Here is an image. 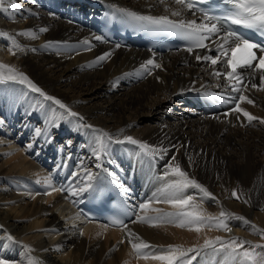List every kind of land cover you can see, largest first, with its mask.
Returning a JSON list of instances; mask_svg holds the SVG:
<instances>
[{
    "label": "bare ground",
    "instance_id": "bare-ground-1",
    "mask_svg": "<svg viewBox=\"0 0 264 264\" xmlns=\"http://www.w3.org/2000/svg\"><path fill=\"white\" fill-rule=\"evenodd\" d=\"M102 1L179 20L199 23L202 18L175 0ZM177 10L181 15L172 16ZM100 14L95 0H2L0 4V32L5 33L0 36V63L22 72L43 92L83 117L81 121L67 116L64 109L18 80L0 83V258L12 264H28L30 257L41 264H165L151 255L145 259L147 250L137 255L121 226L87 217L80 204L88 193L65 199L66 192L47 189L44 178L49 175L60 188L74 183V171L101 170L92 154L101 134L97 130L116 138L118 130L124 129L120 139L128 135L167 149L163 159L149 167L148 163H136V145L110 143L103 166L132 189L128 195L132 204L145 202L163 187L167 182L163 178L165 165L174 156L189 178L215 197L201 199L198 190L187 191L204 215L218 217L224 211L250 222L228 219L230 231L213 225L196 232L175 223L133 224V216L126 224L143 241L157 249L169 244L187 248L216 236L264 244V237L252 227L264 229V124H248L242 112H231L234 103L218 98L238 94L231 92L223 76L212 75L210 61L195 59L197 54L218 55L212 42L208 41L211 51H149L107 39L97 25ZM41 28L47 31L40 32ZM28 30L36 35H21ZM9 36L15 38L19 49L13 47ZM98 36L102 39H95ZM86 40L88 45L83 43ZM104 53L111 55L93 63ZM149 59L161 67L141 69ZM214 67L221 72L229 70L220 62ZM254 82L259 85V75ZM244 94L254 103L241 102V108L264 118V90L251 89L249 84ZM45 127L50 143L35 137V129ZM234 189L239 199L231 195ZM153 207L174 211L169 204ZM9 234L18 243L8 241ZM23 245L32 251L28 253ZM152 254L159 252L153 249ZM224 260L223 253L207 250L193 264H221Z\"/></svg>",
    "mask_w": 264,
    "mask_h": 264
},
{
    "label": "snow or ice",
    "instance_id": "snow-or-ice-1",
    "mask_svg": "<svg viewBox=\"0 0 264 264\" xmlns=\"http://www.w3.org/2000/svg\"><path fill=\"white\" fill-rule=\"evenodd\" d=\"M160 2L163 3V0H160ZM223 2L226 6L230 7H226L222 15L210 14V10L198 8L197 10L203 14L199 23L195 19L187 21L172 20L167 15H144L123 8H117V11L123 13L131 20L139 22L142 27L148 28L151 31L181 36L188 41L186 50L189 53H192L194 49L201 48L211 51L212 49L206 43V41H211L218 55L213 57L211 55L201 56L197 54L195 59L197 61H210V64L213 66L212 75L217 78L223 76L226 80V86L231 89L232 93L238 94L229 98H224L223 95H220L218 98L222 99L224 103H234L235 106L231 109V112H242L247 118L248 124H252L253 121L264 124V118L253 116L241 108V102L254 103L252 99L244 94L248 90L249 84L251 85V89L264 90V0H223ZM175 3L189 10L196 7L195 3L190 2V0H175ZM0 4H2V0H0ZM13 6L17 9L19 8V5ZM113 7L115 8L116 6L113 5ZM180 15L181 12L179 10L172 12V16L179 17ZM232 25L250 30L253 36L246 37L238 30L233 29ZM39 31L44 32L47 29L41 28ZM4 35L5 33L0 32V36ZM21 35L35 36L36 34L28 30L22 32ZM213 37L216 39L213 40ZM253 37L256 38L254 39ZM8 39L12 40L14 48L19 49V45L16 43L14 37L9 36ZM95 39L101 40L102 37L98 36ZM83 43L85 45L89 44L87 40ZM257 52L260 53L259 56H257ZM13 54L15 53L13 52ZM110 55L111 53H104L100 57H97L93 63L103 61L109 58ZM218 62L224 64L229 70L224 72L216 70L214 66ZM148 66L161 67L153 59H149L141 65V69L148 70ZM242 72H246L247 75L242 74ZM257 75H259V85L254 82ZM17 80L21 84H27L28 88L33 92L39 93L45 100L52 101L60 109H64L67 116L78 117L79 120L83 121V117L73 112L60 99L43 92L40 87L35 85L22 72H19L10 65L0 63V83ZM224 115L227 116L229 113H225ZM83 127L93 128L90 124H84ZM97 131L101 134L95 139V147H92V154L98 161L96 167L100 168L104 175L83 169V161H81L82 172L74 171L71 173V179L74 183L56 188L49 175L44 178L47 189L53 192H66L68 195L65 196V199L80 197L83 193L103 196L106 192L112 190L128 196L131 194L132 189L115 172L103 166V161L109 154L110 143L136 145L138 148V151L134 153L136 163H148L149 167H151L153 161L158 158L163 159L167 153V149L151 146L146 142L134 139L132 136L124 135L120 139L119 136L124 132V129L118 130L115 134L116 138H114L113 134L103 132L102 130ZM35 137H44L46 142H51L50 132L47 127L44 129L36 128ZM27 147L31 148L32 145L29 144ZM78 177L80 179H77ZM163 178L167 182L162 188L154 192L145 202L133 205L134 211L132 215L134 219L131 220V223H148L152 226H158L161 222L175 223L178 227H188L189 230H195L196 232H200L205 226L213 225L217 228H223L225 231H230L227 224L228 219L240 220L245 224L250 223L243 217L224 211H221L218 217L204 215L202 210H199V205L194 203V197L186 194L187 191L189 189L198 190L201 194V199L210 198L214 200L215 197L195 179L189 178L188 174L181 169L179 163L175 162L174 156L166 163ZM39 194L37 193V195ZM45 194H50V192L46 191ZM231 195L239 199L235 189ZM78 202V200H73V203ZM153 204H169L174 211H166L162 208L153 207ZM150 212L154 213V215H149ZM111 223L121 226L127 232L129 243H131L137 255L144 254L145 250H147V254L144 255L145 259L151 255L152 259L163 261L165 264H193V261L197 260L198 256L207 250H211L213 253H223L225 255V260L221 264H264V244H253L251 241H246L239 237L225 239L216 236L213 239H204L202 244L187 248L179 244H169L166 247L161 246L157 249L156 246L149 245L138 235L131 232L123 220L115 218ZM252 227L254 231L264 237V229L256 228L255 225H252ZM80 234L83 235V232L81 231ZM6 239L12 243H18L10 234ZM133 240L137 242H133ZM120 243H123V240ZM23 247L28 253L32 251L29 245H23ZM153 249H156L159 255L152 254ZM0 264H12V262L0 258ZM28 264H41V262L35 257H30Z\"/></svg>",
    "mask_w": 264,
    "mask_h": 264
}]
</instances>
